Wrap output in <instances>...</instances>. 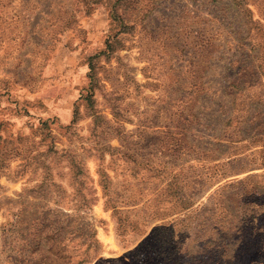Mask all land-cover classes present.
Segmentation results:
<instances>
[{
  "label": "rangeland",
  "instance_id": "rangeland-1",
  "mask_svg": "<svg viewBox=\"0 0 264 264\" xmlns=\"http://www.w3.org/2000/svg\"><path fill=\"white\" fill-rule=\"evenodd\" d=\"M0 264H264V0H0Z\"/></svg>",
  "mask_w": 264,
  "mask_h": 264
},
{
  "label": "trees",
  "instance_id": "trees-1",
  "mask_svg": "<svg viewBox=\"0 0 264 264\" xmlns=\"http://www.w3.org/2000/svg\"><path fill=\"white\" fill-rule=\"evenodd\" d=\"M186 205H187V204H186ZM184 206H185V205H184ZM184 206H183V207H184Z\"/></svg>",
  "mask_w": 264,
  "mask_h": 264
}]
</instances>
